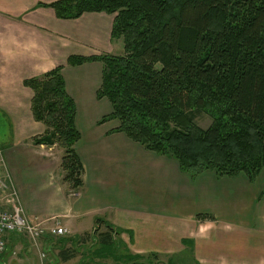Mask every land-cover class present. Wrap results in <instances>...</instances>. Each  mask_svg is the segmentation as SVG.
Returning a JSON list of instances; mask_svg holds the SVG:
<instances>
[{
	"label": "crops",
	"instance_id": "crops-1",
	"mask_svg": "<svg viewBox=\"0 0 264 264\" xmlns=\"http://www.w3.org/2000/svg\"><path fill=\"white\" fill-rule=\"evenodd\" d=\"M55 1L0 0V120L13 131V146L0 152V210L18 202L31 221L46 222L45 227L59 222L79 239L96 233V225H109L111 231H99L102 237L110 232L131 256L155 255L167 258L166 264L184 254L193 264H264V169L253 183L245 174L218 178L205 172L192 179L177 161L145 150L125 133H110L120 123H99L111 113L109 101L97 99L103 65L73 67L67 60L112 55L114 16L85 13L60 20L53 9L40 6ZM59 66L81 134L75 145L84 167L78 188L51 157L56 145H34L46 127L34 120V94L24 86ZM26 240L8 237L13 264L23 257ZM33 245L53 250L50 264L75 260L49 236Z\"/></svg>",
	"mask_w": 264,
	"mask_h": 264
},
{
	"label": "trees",
	"instance_id": "trees-1",
	"mask_svg": "<svg viewBox=\"0 0 264 264\" xmlns=\"http://www.w3.org/2000/svg\"><path fill=\"white\" fill-rule=\"evenodd\" d=\"M40 6L60 20L114 16L111 39L123 42V55L67 60L73 67L103 65L97 99H107L112 111L99 123H120L110 133H125L145 150L177 161L192 179L212 172L218 178L245 174L255 182L264 169V0H58ZM63 68L24 86L34 94V120L46 127L34 143L65 149L66 180L78 188L81 134ZM195 111L211 118L207 129L194 122ZM110 239V232L102 237Z\"/></svg>",
	"mask_w": 264,
	"mask_h": 264
},
{
	"label": "rangeland",
	"instance_id": "rangeland-1",
	"mask_svg": "<svg viewBox=\"0 0 264 264\" xmlns=\"http://www.w3.org/2000/svg\"><path fill=\"white\" fill-rule=\"evenodd\" d=\"M112 55L118 56L123 55L124 46L122 41H116L115 44L112 45ZM109 50V47L107 48ZM111 104L109 103V113L111 112ZM85 114H82L81 117H84ZM193 120L194 122L201 128L207 129L211 123V118L199 111L193 112ZM111 122V121H110ZM109 126H115L118 124L117 121L114 123H110ZM13 131L9 122L2 118L0 120V152H5L7 149L13 146ZM35 145V143H34ZM37 146V145H35ZM63 156H65V149L61 147L59 144H56L54 148V154L51 157H54L56 161L59 163L63 162ZM65 171V170H64ZM68 174L65 171V176ZM66 180V179H65ZM260 180L263 181L262 176H260ZM8 194H13V190H8ZM32 204L35 201H30ZM48 206H41L42 211H45ZM40 208V209H41ZM99 228V229H98ZM96 233H91L89 236H85L83 238H78L74 235H67L63 237H51L57 244V248L65 249V251H69L68 254H74V259L72 262L66 264H166L167 258L158 259L154 256H144V257H135L128 254V252L121 247L120 239L117 235H113L112 239H110L109 243L103 242L102 235L100 232L109 231L107 227L100 224L96 225L95 230ZM92 232V231H91ZM66 237V238H65ZM72 238V239H71ZM27 241V240H26ZM26 250L22 252L23 257H18L16 260H19L18 264H50V260L53 258V254L51 253L53 250L48 247H37L34 246L30 241L26 243ZM51 251V252H50ZM10 251L3 257L0 256V264H13L12 255L9 256ZM8 257V258H7ZM7 260L5 261V259ZM21 258V259H20ZM176 260L170 264H193L191 261V257L189 254L181 255L179 258H175ZM162 260V262L158 263L157 261ZM62 264V263H61ZM65 264V263H63ZM169 264V263H168Z\"/></svg>",
	"mask_w": 264,
	"mask_h": 264
},
{
	"label": "built area",
	"instance_id": "built-area-1",
	"mask_svg": "<svg viewBox=\"0 0 264 264\" xmlns=\"http://www.w3.org/2000/svg\"><path fill=\"white\" fill-rule=\"evenodd\" d=\"M45 223L31 221L18 202L9 209L0 210V255L7 252V239L11 235L26 237L37 243L45 236L63 237L69 234L59 222L55 221L50 227H45Z\"/></svg>",
	"mask_w": 264,
	"mask_h": 264
}]
</instances>
